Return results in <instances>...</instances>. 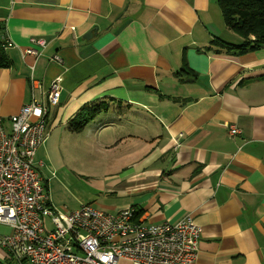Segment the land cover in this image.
<instances>
[{"label": "crops", "instance_id": "0c3cea01", "mask_svg": "<svg viewBox=\"0 0 264 264\" xmlns=\"http://www.w3.org/2000/svg\"><path fill=\"white\" fill-rule=\"evenodd\" d=\"M217 5L0 0L12 60L0 68V116L8 126L62 77L35 156L55 208L135 207L152 224L191 216L201 234L190 264H264V47L207 50L216 37L242 42ZM31 38L45 41L37 55L25 53ZM93 102H126L128 110L107 106L72 131L78 111ZM10 231L0 223V237ZM7 255L0 245V257Z\"/></svg>", "mask_w": 264, "mask_h": 264}, {"label": "built area", "instance_id": "2783aa9c", "mask_svg": "<svg viewBox=\"0 0 264 264\" xmlns=\"http://www.w3.org/2000/svg\"><path fill=\"white\" fill-rule=\"evenodd\" d=\"M43 39L31 38L26 54H38ZM54 60L61 61L55 56ZM32 70L34 66H31ZM62 77L41 99L31 101L7 126L0 116V223L11 228L0 245L16 264H190L197 258L201 226L191 216L145 223L135 207L116 213L91 203L71 211L55 208L35 166L47 139L49 105L61 95ZM229 133H239L228 124ZM50 219L49 226L45 223Z\"/></svg>", "mask_w": 264, "mask_h": 264}, {"label": "trees", "instance_id": "16d2710c", "mask_svg": "<svg viewBox=\"0 0 264 264\" xmlns=\"http://www.w3.org/2000/svg\"><path fill=\"white\" fill-rule=\"evenodd\" d=\"M217 3L226 27L239 34L242 42L230 43L216 37L207 50L214 49L227 54L240 55L264 47V0H217ZM6 49L7 43L0 33V68H8L12 65ZM106 109L102 102L85 105L73 118L69 128L74 132H81L92 119ZM1 264H16V262L13 260Z\"/></svg>", "mask_w": 264, "mask_h": 264}, {"label": "rangeland", "instance_id": "374dc122", "mask_svg": "<svg viewBox=\"0 0 264 264\" xmlns=\"http://www.w3.org/2000/svg\"><path fill=\"white\" fill-rule=\"evenodd\" d=\"M217 8L219 10V12L221 11L220 8L218 7L217 5ZM218 18L220 19V21H223V17L222 15L220 14V16H218ZM224 22V21H223ZM237 34V33H236ZM96 103H99V102H96ZM127 103L126 102H107V103H104V106L105 107H109L111 112H125L126 110H128V107H127ZM87 112H90V110H87ZM92 124V123H91ZM104 124L102 123V126ZM106 125V124H105ZM45 223L49 226L50 224V219L47 217L45 219ZM8 261H13L10 257L6 256L5 258H1L0 257V264L2 262H8ZM121 264H128L126 262H122Z\"/></svg>", "mask_w": 264, "mask_h": 264}, {"label": "water", "instance_id": "95a60500", "mask_svg": "<svg viewBox=\"0 0 264 264\" xmlns=\"http://www.w3.org/2000/svg\"><path fill=\"white\" fill-rule=\"evenodd\" d=\"M89 34H91V32H89Z\"/></svg>", "mask_w": 264, "mask_h": 264}]
</instances>
